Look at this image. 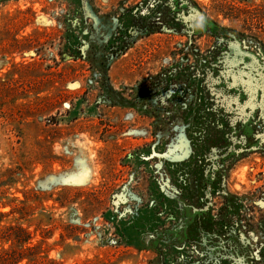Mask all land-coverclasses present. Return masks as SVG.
<instances>
[{
	"label": "rangeland",
	"instance_id": "374dc122",
	"mask_svg": "<svg viewBox=\"0 0 264 264\" xmlns=\"http://www.w3.org/2000/svg\"><path fill=\"white\" fill-rule=\"evenodd\" d=\"M0 264H264V0H0Z\"/></svg>",
	"mask_w": 264,
	"mask_h": 264
},
{
	"label": "bare ground",
	"instance_id": "6f19581e",
	"mask_svg": "<svg viewBox=\"0 0 264 264\" xmlns=\"http://www.w3.org/2000/svg\"><path fill=\"white\" fill-rule=\"evenodd\" d=\"M188 152H189V149H187V151L185 152V154H184V155L188 154ZM188 155H189V154H188Z\"/></svg>",
	"mask_w": 264,
	"mask_h": 264
},
{
	"label": "clouds",
	"instance_id": "9594fccd",
	"mask_svg": "<svg viewBox=\"0 0 264 264\" xmlns=\"http://www.w3.org/2000/svg\"><path fill=\"white\" fill-rule=\"evenodd\" d=\"M201 20H203V18H201Z\"/></svg>",
	"mask_w": 264,
	"mask_h": 264
}]
</instances>
